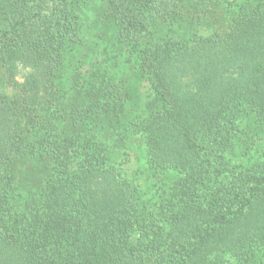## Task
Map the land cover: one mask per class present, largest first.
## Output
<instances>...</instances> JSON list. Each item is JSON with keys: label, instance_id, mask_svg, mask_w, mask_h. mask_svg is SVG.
<instances>
[{"label": "trees", "instance_id": "1", "mask_svg": "<svg viewBox=\"0 0 264 264\" xmlns=\"http://www.w3.org/2000/svg\"><path fill=\"white\" fill-rule=\"evenodd\" d=\"M0 264H264V0H0Z\"/></svg>", "mask_w": 264, "mask_h": 264}, {"label": "rangeland", "instance_id": "2", "mask_svg": "<svg viewBox=\"0 0 264 264\" xmlns=\"http://www.w3.org/2000/svg\"><path fill=\"white\" fill-rule=\"evenodd\" d=\"M88 17L83 28L84 40L87 45H91V41L94 39V30L89 28V20L93 19L94 14L92 9H88L86 13ZM205 32V31H202ZM102 44L99 48L102 49ZM77 56V54H76ZM76 56H72L74 59L69 60V72L80 71L82 73L88 72V63L85 61H76ZM115 79H126L127 87L131 92V99L129 100V107L132 113L139 112L145 105V102L151 94L148 81L139 74L137 70L128 71L127 69H116L114 71ZM2 90L11 95L13 90L10 86L2 87ZM134 140L127 148L116 147L114 149V157L116 158L117 165L140 190L143 201L147 202L150 206H155L160 198V184L162 179L154 177L150 171L146 168L145 154L143 151V144L139 137H133Z\"/></svg>", "mask_w": 264, "mask_h": 264}]
</instances>
